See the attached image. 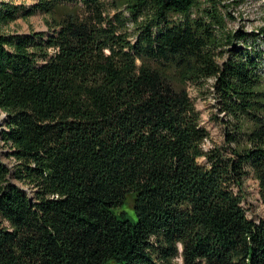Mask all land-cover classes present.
I'll use <instances>...</instances> for the list:
<instances>
[{"label": "trees", "instance_id": "obj_1", "mask_svg": "<svg viewBox=\"0 0 264 264\" xmlns=\"http://www.w3.org/2000/svg\"><path fill=\"white\" fill-rule=\"evenodd\" d=\"M230 6L0 0V264H264L243 206L247 178L264 205V28Z\"/></svg>", "mask_w": 264, "mask_h": 264}, {"label": "rangeland", "instance_id": "obj_2", "mask_svg": "<svg viewBox=\"0 0 264 264\" xmlns=\"http://www.w3.org/2000/svg\"><path fill=\"white\" fill-rule=\"evenodd\" d=\"M14 3L31 4L34 0H9ZM230 3L229 11L233 18L229 19V25L233 28H239L240 26L251 32L258 30L261 27L264 28V0H226ZM8 31L17 34H27L30 31L46 30L43 17L41 14H34L26 19L17 18L9 23L6 28ZM257 43L261 49H264V41L262 38ZM211 79L208 82L211 83ZM201 90L190 88L189 92L194 100L195 106L201 112V123L206 126L210 133V138L204 142V147H212L213 144H221L223 142V129L222 126L216 122L213 116L218 112L215 107V98L212 93L207 92V86ZM221 115V114H220ZM3 114H0V118ZM1 124V122H0ZM5 149L0 148L1 157L7 163L10 161V157L7 158L3 153ZM202 160L199 158V161ZM246 193L243 199V206L246 211V215L255 221L264 217V205L259 199L258 185L252 178H247L244 183ZM124 209L127 211L129 217L132 220H136L133 209L129 205H125Z\"/></svg>", "mask_w": 264, "mask_h": 264}]
</instances>
